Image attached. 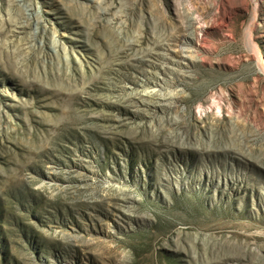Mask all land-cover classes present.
<instances>
[{
	"label": "rangeland",
	"instance_id": "374dc122",
	"mask_svg": "<svg viewBox=\"0 0 264 264\" xmlns=\"http://www.w3.org/2000/svg\"><path fill=\"white\" fill-rule=\"evenodd\" d=\"M0 264H264V0H0Z\"/></svg>",
	"mask_w": 264,
	"mask_h": 264
},
{
	"label": "bare ground",
	"instance_id": "6f19581e",
	"mask_svg": "<svg viewBox=\"0 0 264 264\" xmlns=\"http://www.w3.org/2000/svg\"><path fill=\"white\" fill-rule=\"evenodd\" d=\"M11 3L15 2V0H9ZM9 13V12H8ZM8 24L11 27H16L17 23L15 20L11 19V15H10V20L8 21ZM191 39V38H190ZM193 39V38H192ZM190 41V40H189ZM184 42V41H183ZM180 46V45H179ZM176 54H179L177 56H173V54H169L170 57V61H167L169 65H175L176 63L180 62V63H184L187 62L189 59H191V54H187V52H185V50L183 48H181V50H177ZM193 61V60H192Z\"/></svg>",
	"mask_w": 264,
	"mask_h": 264
}]
</instances>
